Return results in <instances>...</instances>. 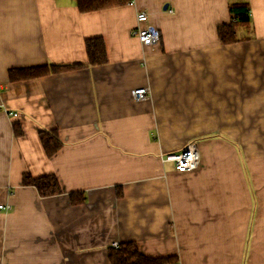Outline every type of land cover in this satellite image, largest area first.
<instances>
[{"label": "crops", "instance_id": "1", "mask_svg": "<svg viewBox=\"0 0 264 264\" xmlns=\"http://www.w3.org/2000/svg\"><path fill=\"white\" fill-rule=\"evenodd\" d=\"M227 3L132 0L81 13L75 0H0V264H109L106 249L126 241L179 264H264L263 151L240 164L228 138L208 131L229 109H264V0H247L250 26L220 44ZM138 11L159 43L131 36ZM89 37L104 40L103 65L9 80L16 67L86 64ZM139 87L149 92L134 100ZM49 128L63 146L47 158L38 131ZM190 142L194 170L162 161ZM22 173L55 174L63 193L39 197ZM80 190L85 202L71 204Z\"/></svg>", "mask_w": 264, "mask_h": 264}, {"label": "trees", "instance_id": "2", "mask_svg": "<svg viewBox=\"0 0 264 264\" xmlns=\"http://www.w3.org/2000/svg\"><path fill=\"white\" fill-rule=\"evenodd\" d=\"M132 0H75L77 10L81 13L88 11L103 10V8L117 7L131 3ZM229 22L221 23L216 27V35L220 44H231L239 40L236 31L238 28L250 26L249 4L247 0H228ZM87 63L75 62L72 64H46L31 65L30 67H16L9 69L8 78L10 81L31 79L46 75L47 73H61L62 71L75 70L85 66L103 65L107 60V53L104 40L101 37H89L84 43ZM15 136L22 135L23 130L19 123L12 124ZM40 144L47 158L55 154L62 146L55 128L43 129L38 131ZM21 184L31 186L36 189L39 197H50L63 193V189L55 174L33 177L28 173H22ZM116 196H122V188H116ZM68 200L73 205H80L86 200L84 191H71L68 193ZM106 259L109 264H179V259L175 255L162 257H149L139 252L137 243L126 241L118 243L106 249Z\"/></svg>", "mask_w": 264, "mask_h": 264}, {"label": "rangeland", "instance_id": "3", "mask_svg": "<svg viewBox=\"0 0 264 264\" xmlns=\"http://www.w3.org/2000/svg\"><path fill=\"white\" fill-rule=\"evenodd\" d=\"M227 112L230 114L224 119H216L220 122L226 120V124L210 126L208 131L218 128L213 138L221 142L228 138L227 143L237 152L239 163L255 165L259 161L260 152L263 151L264 156V109L262 107L256 109L253 105L229 109Z\"/></svg>", "mask_w": 264, "mask_h": 264}, {"label": "built area", "instance_id": "4", "mask_svg": "<svg viewBox=\"0 0 264 264\" xmlns=\"http://www.w3.org/2000/svg\"><path fill=\"white\" fill-rule=\"evenodd\" d=\"M135 19L137 24L131 30V36L137 38L141 46L148 47L160 42V31L148 22L145 11L136 12ZM148 92L147 87H139L132 91L131 96L134 100H140L146 98ZM10 114L15 115V113ZM162 161L170 162L173 169L179 173L194 170L199 161L197 144L190 142L185 144L179 152H166ZM0 208L7 209L9 206L0 205Z\"/></svg>", "mask_w": 264, "mask_h": 264}]
</instances>
